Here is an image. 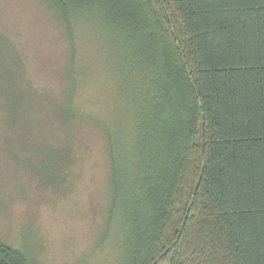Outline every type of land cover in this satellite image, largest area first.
<instances>
[{"label": "trees", "instance_id": "trees-1", "mask_svg": "<svg viewBox=\"0 0 264 264\" xmlns=\"http://www.w3.org/2000/svg\"><path fill=\"white\" fill-rule=\"evenodd\" d=\"M44 1L70 47L92 27L114 57L122 123L102 129L106 217L129 230L126 264H264V0ZM11 50L0 102L8 128L27 131L46 105ZM69 65L64 98L49 100L71 145L56 183L74 124L89 121L74 98L90 75ZM0 264L29 261L0 239Z\"/></svg>", "mask_w": 264, "mask_h": 264}, {"label": "rangeland", "instance_id": "rangeland-1", "mask_svg": "<svg viewBox=\"0 0 264 264\" xmlns=\"http://www.w3.org/2000/svg\"><path fill=\"white\" fill-rule=\"evenodd\" d=\"M77 29L70 47L67 31L44 0H0V69L15 66L8 59L12 48L25 80L46 105L34 113L42 125L21 131L8 128L0 102V239L29 264H126L129 230L119 221L109 226L106 217L110 164L102 129L110 132L122 123L116 78L108 66L114 57L94 28ZM71 62L90 75L74 98L89 121L74 124L64 180L56 183L59 152L71 145H64L65 128L50 115L49 100L64 98V71ZM23 134L29 151L20 148ZM46 142L58 148L51 151Z\"/></svg>", "mask_w": 264, "mask_h": 264}]
</instances>
